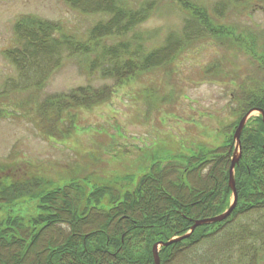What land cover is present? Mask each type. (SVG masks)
<instances>
[{
  "label": "trees",
  "instance_id": "obj_1",
  "mask_svg": "<svg viewBox=\"0 0 264 264\" xmlns=\"http://www.w3.org/2000/svg\"><path fill=\"white\" fill-rule=\"evenodd\" d=\"M160 1L132 9L123 4L124 0H66L83 15L106 17L89 31L87 40L59 35L55 24L29 19L18 22L17 45L6 51L18 70V79L5 83L0 99L42 90L68 56H94L90 74L105 69V77L124 83L139 74L169 67L187 50L209 39L236 43L234 32L215 21L225 19L231 7L238 9L251 2L221 0L213 9L214 17L190 0H172L187 14L183 27L180 32H170L161 47L147 50L127 37L150 19ZM259 61L264 70V56ZM253 79L242 86L239 119L226 126L225 147L188 158L187 166L170 162L162 168L155 164L135 192L113 191L107 206L101 203L109 193L105 189L87 198L77 184L50 190L51 184L39 177L15 183L1 181L0 211L5 205L33 196L34 189L45 192L37 196L41 197L43 214L29 224L19 218L6 220L9 228L0 233V264H155L156 244L184 237L195 221L225 213L233 201L230 168L236 130L249 111L264 110V73L260 80ZM112 94L111 87L87 86L43 102L38 112L40 125L54 134L66 112L91 109L108 102ZM241 147L242 157L235 168V210L225 221L200 226L185 239L162 247L161 264H264L262 115L251 118L245 126Z\"/></svg>",
  "mask_w": 264,
  "mask_h": 264
},
{
  "label": "rangeland",
  "instance_id": "obj_2",
  "mask_svg": "<svg viewBox=\"0 0 264 264\" xmlns=\"http://www.w3.org/2000/svg\"><path fill=\"white\" fill-rule=\"evenodd\" d=\"M149 1L124 0L123 4L139 9ZM190 1L214 16L221 0ZM186 16L172 0L160 1L159 9L127 38L147 50L159 48L170 32L181 31ZM25 19L58 25L59 35L87 40L89 31L106 17L83 15L66 0H0V92L8 80L18 79L6 51L17 45L15 26ZM215 23L234 32L237 42L209 39L169 67L124 83L105 77V69L90 74L94 56H68L42 90L1 98L0 182L39 177L51 184L50 190L77 184L87 198L105 189L109 193L101 203L107 206L113 191L135 192L151 166L159 163L163 168L170 162L187 166L186 159L225 147V128L239 119L242 86L254 77L260 80L264 73L259 61L264 56V0L231 7L225 19ZM87 86L111 87L112 97L91 109H72L54 134L44 131L38 114L41 103ZM44 192L34 189L35 198L3 206L0 233L9 228L8 217L29 224L43 214L37 196Z\"/></svg>",
  "mask_w": 264,
  "mask_h": 264
},
{
  "label": "water",
  "instance_id": "obj_3",
  "mask_svg": "<svg viewBox=\"0 0 264 264\" xmlns=\"http://www.w3.org/2000/svg\"><path fill=\"white\" fill-rule=\"evenodd\" d=\"M255 111L262 114L263 121H264V111L256 110V109L252 110L242 119V121L240 122V125H239V127L235 133V140L237 141V148H236V152L234 154V157L232 159V165H231V169H230V187H231V190L233 192V202H232L230 208L225 213H223L222 215H219V216H216L213 218L195 221L193 227L191 228L190 233L184 237H179V238L177 237V238L171 239L170 241H168L166 243L156 244L154 246V249H153L155 264H161L160 249L162 247H168V246L172 245L173 243H176V242H179V241L185 239L191 233H193L196 230V228H198L200 226L207 225V224H213V223H221V222L225 221L226 219L229 218V216L235 210L237 203H238V192H237L236 181H235V167L240 162V158L242 157L241 136H242V132L246 126L248 119L252 116L253 113H255Z\"/></svg>",
  "mask_w": 264,
  "mask_h": 264
}]
</instances>
